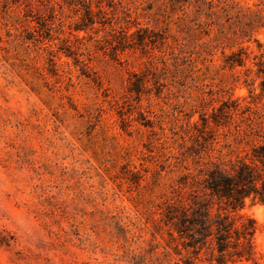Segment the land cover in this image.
I'll list each match as a JSON object with an SVG mask.
<instances>
[{
    "label": "rangeland",
    "instance_id": "rangeland-1",
    "mask_svg": "<svg viewBox=\"0 0 264 264\" xmlns=\"http://www.w3.org/2000/svg\"><path fill=\"white\" fill-rule=\"evenodd\" d=\"M137 1L145 16L135 20L132 14L127 31L153 30L154 44L147 53L138 45L118 49L113 58L111 50L103 52L96 43L109 30L107 24L74 30L80 14L70 13L69 17L57 16L51 31L34 14L29 16L32 21L20 26L12 16L23 17V10L12 4L7 7L0 0V264H134L133 255L142 256L140 264H173L177 260L174 254L164 258V234L163 238L156 236L152 244L158 247L150 250L152 220L144 211L149 196L141 197L137 188L118 176L123 166L140 169L144 163L147 169L153 168L142 156L147 153L144 145L151 131L144 123L153 121V130L159 131L155 114L162 115V126L168 132L182 116L181 109L189 112L190 105H198L203 91L213 93L206 112L218 100L239 99L244 104L252 88L254 96L260 94L257 80L252 87L244 83L243 68L229 70L222 65L224 56L238 48L248 47L254 53L255 40L264 44V28L253 30L248 38L240 35L235 22L237 16L244 18L246 8L257 11L263 5L258 0H222L230 20L217 14L227 38L216 40L219 27L210 25L207 36L198 30L206 18L198 16L193 5L158 11L159 2ZM58 17L64 20L61 28ZM50 19L45 21L50 23ZM69 27L79 42L68 34ZM185 27L191 30L186 32ZM48 33L53 41L45 40ZM33 36H42L43 43ZM66 37L74 44L71 48L62 42ZM161 38L167 54L169 46L184 43L187 50L195 51L210 41V54L202 53L195 63L201 71L194 76H205L195 86L180 88L178 99L171 97L177 90L170 80L160 76V83L167 84L160 96L151 82L146 83L140 99L122 116L115 103L125 100L129 81H135L132 74H141L146 68L158 73L149 61L160 56ZM47 45L55 52L53 56L44 50ZM86 47L91 53L88 76L70 54L86 59ZM257 101L264 107V95ZM198 117L195 112L191 120ZM224 130H218L219 140ZM234 149L235 154L244 155L249 147L243 141ZM143 174L141 185L151 176L150 172ZM230 216L237 223L254 221V257L264 264L260 260L264 257V205L247 201Z\"/></svg>",
    "mask_w": 264,
    "mask_h": 264
},
{
    "label": "trees",
    "instance_id": "trees-1",
    "mask_svg": "<svg viewBox=\"0 0 264 264\" xmlns=\"http://www.w3.org/2000/svg\"><path fill=\"white\" fill-rule=\"evenodd\" d=\"M258 1V5H263L262 8L257 11L246 8L244 18L236 17V29L239 28L240 35L244 37L250 38L253 30L264 28V0ZM49 2L53 4L48 5ZM137 2V0L58 2L3 0L5 6L9 7L12 4L23 10V17L19 14L12 16L15 23L20 26L32 21L29 16L32 17L31 14H34L39 20L44 21V28L51 31L52 21L57 16L66 17L70 13L80 14V21L75 23L74 30L92 29L95 23L103 27L107 24L109 30L96 43L103 52L111 50L112 57L117 55L118 49L124 51L135 45L147 53L148 46L154 44L151 39L153 30L139 28L132 33L127 31V26L132 22V14H135V20L145 16L139 12V9L144 8ZM158 2L160 3L158 11H162L161 7H169L171 11H175L185 4L193 5L197 15L206 18L205 22L198 24V30H202L207 36L208 27L215 24L219 27L215 39L227 38L223 26L217 23L219 13L223 14L225 21L230 20L227 15V4L222 0L217 2L148 0V5ZM65 11H68L67 15H64ZM160 15L163 16L158 14ZM45 18H51V22H46ZM57 19L61 28L64 20L60 17ZM189 21H196V18ZM33 29L35 31V28ZM69 29L68 34L79 42L80 40L71 33V27ZM182 29H186V32L191 30L189 27ZM232 33L236 34L234 31ZM33 39L38 43H43L44 40L42 36L40 38L33 36ZM163 39L160 41L161 46L157 47L160 61H157L158 58L155 56L149 61L151 68L154 67L158 73H152L151 69L146 68L141 74H132L135 81L130 79L125 100L115 103L122 116L129 113L128 107L134 106V100L140 99L141 94L145 92L146 83L151 82L156 95L160 96L164 86H167L158 80L162 76L164 80H170L169 84L177 90L171 93V97L178 99L180 88L188 84L195 86L201 79L200 76L204 75L202 73L198 78L194 76L201 71L195 63L202 53L210 54V41L198 45L199 49L195 51L187 50L184 43L169 46L170 51L167 54L161 48L164 44ZM45 40L53 41V35L48 33ZM62 42L68 48L74 46L70 44L69 37ZM255 43L257 51L254 53L248 51V47H240L230 55H225L222 68L229 70L243 68L244 83L247 86L252 87L257 80L260 89L258 96L253 95L252 88L247 97L249 99L244 98V104L239 99L218 100V105L212 107L210 112H206V105H210L213 100V93L211 90L203 91L198 105H190L189 112L181 109L179 113L182 116L176 119L177 123L168 128V132L162 126V115L155 114L159 131L153 130L155 128L153 121L148 120L144 123L151 131L144 145L147 153L142 156V160L150 162L153 168L147 169L144 163L140 164V169L123 166L118 176L120 180L128 183L129 187L137 188L141 197L145 194L149 196L145 200L144 211L147 219L152 220L150 250L154 251L158 247V244H152L156 236L161 235L163 238L164 234L163 256L166 259L172 254L176 255L178 258L173 264H243L244 261L259 264L253 250L254 221L237 223L230 216L231 211L243 208L247 201L264 205V107H259L257 101L258 97L264 95V44L257 40ZM115 44H118L119 48ZM49 48L50 45H47L44 50L53 56L55 52ZM70 54L73 55L75 64L79 66L82 74L88 76L92 70L90 50L86 47L84 54L86 59H79L75 52ZM159 62L162 66H159ZM251 75H254L253 78ZM205 93L209 97H205ZM183 97L185 100L188 99L186 96ZM196 107H199V111H195ZM195 112L199 117L198 120L192 121ZM123 123H126V120H123ZM219 129H225L220 134L221 140L217 135ZM243 141L249 149L244 155L235 154V146ZM143 172H150L151 176L141 185L140 182L145 178ZM141 257L133 255L131 259L134 264H140ZM260 260L264 263L263 256Z\"/></svg>",
    "mask_w": 264,
    "mask_h": 264
}]
</instances>
